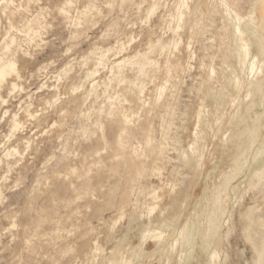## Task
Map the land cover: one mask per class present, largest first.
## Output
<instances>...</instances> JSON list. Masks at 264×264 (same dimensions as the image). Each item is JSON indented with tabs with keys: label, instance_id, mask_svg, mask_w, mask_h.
Returning a JSON list of instances; mask_svg holds the SVG:
<instances>
[{
	"label": "rangeland",
	"instance_id": "rangeland-1",
	"mask_svg": "<svg viewBox=\"0 0 264 264\" xmlns=\"http://www.w3.org/2000/svg\"><path fill=\"white\" fill-rule=\"evenodd\" d=\"M262 48L264 0H0V264H264Z\"/></svg>",
	"mask_w": 264,
	"mask_h": 264
},
{
	"label": "bare ground",
	"instance_id": "bare-ground-1",
	"mask_svg": "<svg viewBox=\"0 0 264 264\" xmlns=\"http://www.w3.org/2000/svg\"><path fill=\"white\" fill-rule=\"evenodd\" d=\"M184 1H185V0H184ZM152 3H153V2H152ZM184 3H185V2H184ZM67 4H69V2H68ZM178 4H179V3H178ZM187 5H188V4H187ZM66 6H67V5H66ZM71 6H72V5H71ZM71 6H70V7H71ZM177 6H179V5H177ZM184 6H186V5H184ZM186 7H187V6H186ZM182 8H183V7H182ZM149 9H150V12H151L152 9H151V8H149ZM154 10H155V9H153V12H154ZM180 10H181V9H180ZM67 11H68V9H67ZM147 12H149V11H147ZM151 13H152V12H151ZM149 14H150V13H149ZM152 15H153V14H152ZM180 15H181V14H179V19H180L179 21H181ZM150 16H151V15H150ZM150 16H149V17H150ZM145 18H147V17H145ZM145 20L147 21V19H145ZM145 20H144V21H145ZM151 20H152V19H151ZM229 20H230V19H229ZM237 21H239V20L237 19ZM181 22H182V21H181ZM179 25H180V23H179ZM179 28H180V27H179ZM245 28H246V27H245ZM233 29H234V28H233ZM180 30H181V29H180ZM234 31H235V33H234L235 35H236V34H240L238 28H235ZM255 32H256V31H254V33H255ZM5 33H6V32H5ZM175 33H176V32H175ZM234 34H233V35H234ZM235 35H234V36H235ZM253 36H255V34H253ZM237 37H238V36H237ZM234 38L236 39V36H235ZM176 40H177V39H176ZM177 41H178V40H177ZM9 42H10V41H9ZM12 42H13V41H12ZM179 42H180V41H179ZM238 43H239V42H238ZM3 44H4V43H3ZM176 44L178 45V43H176ZM243 44H245V43H243ZM9 46H10V44H8V48H9ZM165 46H166V45H165ZM173 46H174V45H173ZM5 47H6V46H5ZM163 47H164V46H163ZM174 47H176V46H174ZM174 47H173V50L175 49ZM6 48H7V47H6ZM8 48H7V49H8ZM161 48H162V47H161ZM164 48H165V47H164ZM176 48H177V47H176ZM123 49H124V48H123ZM231 49H233V48H231ZM262 49H263V48H262ZM262 49H261V52H263ZM124 50H125V49H124ZM257 50H258V51L260 50V44H259V43H257ZM263 50H264V49H263ZM117 51H118V50H117ZM121 51H122V49H121ZM121 51H120V52H121ZM242 51L244 52V57H243V58H244V61H245L246 56H247V55H248V56L250 55V54H249L248 46H247L246 44H245V47H244V49H243ZM243 52H242V54H243ZM240 53H241V50H240ZM116 55H117V54H116ZM137 56H138V55H137ZM135 57H136V56H135ZM135 57H134L133 59H135ZM252 57H253V56H252ZM255 57H256V55L254 56V58H255ZM243 58H242V59H243ZM0 59H1V58H0ZM125 60H126V58H125ZM253 60H255V59H252L251 61L253 62ZM126 61H127V60H126ZM144 61H145V60H144ZM1 62H2V61H1ZM1 62H0V63H1ZM122 62H123V61H121V63H122ZM237 62H238V61H237ZM11 63H12V62H11ZM119 63H120V62H118V64H119ZM143 63H144V62H143ZM253 63H254V62H253ZM3 64H4V63H3ZM238 64H239V63H238ZM7 65H8V64H7ZM13 65H14V64H13ZM13 65H9V66L5 67V66H6V64H5V66H3V67L0 68V85H2V84H4V83H7L8 76L10 75L11 72H16V71L14 70V67H15L16 65H15V66H13ZM101 65H102V64H101ZM119 65H121V64H119ZM142 65H143V64H142ZM142 65H140V66H142ZM143 66H144V65H143ZM146 67H147V66H146ZM138 68H139V67H138ZM15 69H16V68H15ZM111 69H112V68H111ZM250 69H251V68H250ZM112 70H113V69H112ZM139 70H140V69H139ZM142 70H143V69H142ZM142 70H141V71H142ZM251 71H252V69H251ZM89 72H91V71H89ZM121 72H123V71H121ZM121 72H120V73H121ZM142 72H143V71H142ZM212 72H213V71H212ZM110 73H111V71H110ZM139 73H140V72H139ZM146 73H147V71H146ZM12 74H13V73H12ZM89 74H90V73H89ZM92 74H93V72H92ZM140 74H141V73H140ZM14 75H15V73H14ZM121 75H122V73H121ZM145 75H146V74H145ZM88 76H89V75H88ZM91 78H92V77H91ZM120 78H121V77H120ZM17 79H18V78H17ZM86 80H87V78H86ZM122 80H123V79H122ZM122 80L120 79V83L122 82ZM83 81H84V80H83ZM236 81H237V80H236ZM137 82H138V81H137ZM137 82H136V83H137ZM143 82H144V81H143ZM15 83H16V82H15ZM15 83H12V84L14 85ZM133 83H134V82H133ZM136 83H134V85H135ZM144 83H145V82H144ZM258 83H259V82H258ZM140 84H141V82H140ZM13 85H11V87H12ZM93 85H94V84H93ZM93 85H92V86H93ZM132 85H133V84H132ZM134 85H133V86H134ZM144 85H145V84H144ZM144 85H143V86H144ZM256 85H257V84H256ZM143 86H142V87H143ZM260 86H261V85H260ZM13 88H14V87H13ZM15 88H16V87H15ZM92 88H93V87H92ZM92 88H91V89H92ZM106 88H107V87H106ZM14 90H15V89H14ZM71 90H72V89H71ZM74 90H75V89H74ZM93 90H94V89H93ZM139 91H140V89H139ZM142 92H143V89H142ZM139 93H140V92H139ZM89 95H90V93H89ZM140 96H142V93H141ZM96 97H98V96H96ZM86 99H87V98H86ZM110 99H111V98H110ZM114 100H116V99H114ZM1 101L3 102L2 99H1ZM109 101H112V99L109 100ZM4 102H5V101H4ZM110 103H111V102H110ZM115 103H116V102H115ZM115 103H114V104H115ZM145 104H146V103H145ZM28 106H29V105H28ZM28 106H27V107H28ZM30 107H31V105H30ZM112 107H113V106H112ZM237 108H238V107H237ZM21 109H22V108H21ZM128 123H129V122H128ZM129 124H130V123H129ZM103 126H104V125H103ZM20 127H21V126H20ZM124 131H125V130H124ZM11 132H13V131H11ZM125 133H126V132H125ZM248 133L250 134L251 132H248ZM241 134H242V133H241ZM241 134H240V135H241ZM120 135H121V134H120ZM236 137H237V136H236ZM238 137H239V136H238ZM120 139H122V137H120ZM28 144H29V142H28ZM99 152H100V151H99ZM103 152H104V151H103ZM25 153H26V152H25ZM99 156H100V154H99ZM99 156H98V157H99ZM6 160H7V159H6ZM59 175H60V174H59ZM226 184H228L227 181H226ZM103 186H104V185H103ZM101 188H102V187H101ZM100 191H101V190H100ZM154 199H155V198H154ZM96 200H97V199H96ZM97 202H98V201H97ZM205 202H206V201H205Z\"/></svg>",
	"mask_w": 264,
	"mask_h": 264
}]
</instances>
